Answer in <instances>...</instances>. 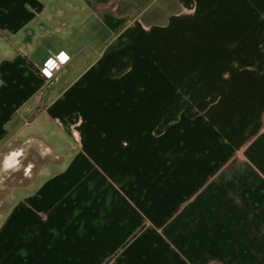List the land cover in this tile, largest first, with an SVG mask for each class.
Segmentation results:
<instances>
[{
	"label": "crops",
	"instance_id": "crops-1",
	"mask_svg": "<svg viewBox=\"0 0 264 264\" xmlns=\"http://www.w3.org/2000/svg\"><path fill=\"white\" fill-rule=\"evenodd\" d=\"M144 1L0 0V264H264V0Z\"/></svg>",
	"mask_w": 264,
	"mask_h": 264
},
{
	"label": "built area",
	"instance_id": "built-area-1",
	"mask_svg": "<svg viewBox=\"0 0 264 264\" xmlns=\"http://www.w3.org/2000/svg\"><path fill=\"white\" fill-rule=\"evenodd\" d=\"M69 60V56L64 52H61L55 57H50L38 68V72L44 78L48 89L59 84L63 67L69 62Z\"/></svg>",
	"mask_w": 264,
	"mask_h": 264
},
{
	"label": "water",
	"instance_id": "water-1",
	"mask_svg": "<svg viewBox=\"0 0 264 264\" xmlns=\"http://www.w3.org/2000/svg\"><path fill=\"white\" fill-rule=\"evenodd\" d=\"M30 145H31L30 142H28V143H26V144H24V145L17 146V147H15V148H13V149L7 151V152H4V153H2V154L0 155V160H1L0 175H2V177L0 176L1 178H3V179L6 178V177L9 178V177H11L13 174L17 173L18 171H20V170L22 169V166L24 165L25 161L27 160V158H28V156H29ZM21 149H23L24 155H23V157H21V167L19 168V170H13V169L5 170V169L3 168V160H4V158H5L8 154H10L12 151H19V150H21Z\"/></svg>",
	"mask_w": 264,
	"mask_h": 264
},
{
	"label": "clouds",
	"instance_id": "clouds-1",
	"mask_svg": "<svg viewBox=\"0 0 264 264\" xmlns=\"http://www.w3.org/2000/svg\"><path fill=\"white\" fill-rule=\"evenodd\" d=\"M23 155H24L23 149L19 151H12L4 158L3 168L5 170L8 169L19 170V168L21 167V157H23ZM30 171H31V166H29L25 170V174L27 175Z\"/></svg>",
	"mask_w": 264,
	"mask_h": 264
},
{
	"label": "flooded vegetation",
	"instance_id": "flooded-vegetation-1",
	"mask_svg": "<svg viewBox=\"0 0 264 264\" xmlns=\"http://www.w3.org/2000/svg\"><path fill=\"white\" fill-rule=\"evenodd\" d=\"M32 146H34V145H30V147H32ZM32 149H30V152H29V156H28V158H27V160L25 161V163H24V165L22 166V169L20 170V172H17V173H15V174H13L11 177H9V178H1L2 177V175H0L1 177H0V187H1V185H5L4 183L8 180V179H11L14 175H17V174H19V173H23L24 175H26L25 174V170L29 167V166H31V171L28 173V174H30L32 171H33V169H34V167H35V165H34V162H33V160H32V151H31ZM0 167H1V160H0ZM1 169V168H0ZM27 174V175H28Z\"/></svg>",
	"mask_w": 264,
	"mask_h": 264
},
{
	"label": "trees",
	"instance_id": "trees-1",
	"mask_svg": "<svg viewBox=\"0 0 264 264\" xmlns=\"http://www.w3.org/2000/svg\"><path fill=\"white\" fill-rule=\"evenodd\" d=\"M144 2H146V0ZM163 2L164 3H167L169 5V9H168L169 12H173V11L177 10V8H178V4H177V1L176 0H163ZM123 7H124V5H123ZM121 9H122V7H121ZM161 16H162L161 11H157V13H155L154 15H152V18L151 19L160 18ZM150 17L147 18V19L145 18V19L146 20H148V19L151 20Z\"/></svg>",
	"mask_w": 264,
	"mask_h": 264
},
{
	"label": "rangeland",
	"instance_id": "rangeland-1",
	"mask_svg": "<svg viewBox=\"0 0 264 264\" xmlns=\"http://www.w3.org/2000/svg\"><path fill=\"white\" fill-rule=\"evenodd\" d=\"M177 1V0H176ZM164 8H166L167 10L166 11H168V9H169V5L167 4V3H165V7ZM162 10L163 9H156L153 13H152V15H154L155 13H157V11H161V13H162V15H164L163 14V12H162ZM151 16V14H146V15H144V19L146 18H149ZM159 20H161V19H159ZM55 129V127L54 126H51V130L53 131ZM51 137H53V136H51Z\"/></svg>",
	"mask_w": 264,
	"mask_h": 264
}]
</instances>
